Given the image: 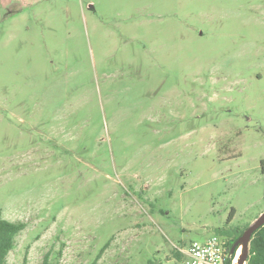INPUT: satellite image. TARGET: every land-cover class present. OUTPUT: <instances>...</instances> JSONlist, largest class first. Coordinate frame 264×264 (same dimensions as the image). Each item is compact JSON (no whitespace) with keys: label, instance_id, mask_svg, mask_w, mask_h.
<instances>
[{"label":"rangeland","instance_id":"1","mask_svg":"<svg viewBox=\"0 0 264 264\" xmlns=\"http://www.w3.org/2000/svg\"><path fill=\"white\" fill-rule=\"evenodd\" d=\"M262 211L264 0H0L5 264H174Z\"/></svg>","mask_w":264,"mask_h":264},{"label":"trees","instance_id":"2","mask_svg":"<svg viewBox=\"0 0 264 264\" xmlns=\"http://www.w3.org/2000/svg\"><path fill=\"white\" fill-rule=\"evenodd\" d=\"M233 214V211L231 212ZM231 217V216H230ZM249 225V224H248ZM247 225V227H248ZM25 223L23 221H9L0 217V264H5V258L9 250L13 248L15 236L23 230ZM240 230L236 235L228 236L229 239L224 241L225 247L228 249V252L231 253V248L237 238L242 234V232L247 228ZM218 232L222 235H227V230L224 228L218 229ZM104 250V249H103ZM101 250V252H103ZM100 252V253H101ZM100 255V254H99ZM97 256V259L99 258ZM235 255V251L231 253L230 257L226 260L225 264H231L232 259ZM171 257L175 260L181 259V254L177 252L174 248L171 252ZM20 264H27V261L24 259ZM40 264H56L49 260V253L47 252ZM95 264V262H93ZM146 264H162L160 261L148 260ZM246 264H264V224L257 228L250 239L249 242V256L246 261Z\"/></svg>","mask_w":264,"mask_h":264},{"label":"built area","instance_id":"3","mask_svg":"<svg viewBox=\"0 0 264 264\" xmlns=\"http://www.w3.org/2000/svg\"><path fill=\"white\" fill-rule=\"evenodd\" d=\"M181 254L174 264H225L231 253L217 236L193 240L188 246L175 247Z\"/></svg>","mask_w":264,"mask_h":264},{"label":"water","instance_id":"4","mask_svg":"<svg viewBox=\"0 0 264 264\" xmlns=\"http://www.w3.org/2000/svg\"><path fill=\"white\" fill-rule=\"evenodd\" d=\"M264 224V211H262L257 218L248 225V227L242 232V234L237 238L235 243L233 244L231 248V253L235 251L237 252L239 246H241V252L238 257L237 263L236 264H245L248 256H249V242L251 239V236L253 232L262 226ZM234 259V257H233ZM232 259V262H233ZM232 264V263H231Z\"/></svg>","mask_w":264,"mask_h":264},{"label":"flooded vegetation","instance_id":"5","mask_svg":"<svg viewBox=\"0 0 264 264\" xmlns=\"http://www.w3.org/2000/svg\"><path fill=\"white\" fill-rule=\"evenodd\" d=\"M219 76L220 74L218 75L217 73V79H216L217 81L215 80V82H207L208 77H205V79L202 80V84H200L199 88L193 92L194 97L197 100L203 101L204 99L207 98V96H211L212 94L217 95L218 92L221 91L219 89V85H220Z\"/></svg>","mask_w":264,"mask_h":264},{"label":"bare ground","instance_id":"6","mask_svg":"<svg viewBox=\"0 0 264 264\" xmlns=\"http://www.w3.org/2000/svg\"><path fill=\"white\" fill-rule=\"evenodd\" d=\"M240 252H241V246H239V248H238V250L236 252V255H235L234 259H233L232 264H236L237 263V260H238V257L240 255Z\"/></svg>","mask_w":264,"mask_h":264}]
</instances>
